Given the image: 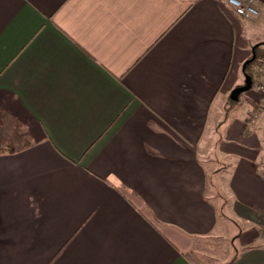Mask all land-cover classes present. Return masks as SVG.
Listing matches in <instances>:
<instances>
[{
	"label": "crops",
	"instance_id": "obj_1",
	"mask_svg": "<svg viewBox=\"0 0 264 264\" xmlns=\"http://www.w3.org/2000/svg\"><path fill=\"white\" fill-rule=\"evenodd\" d=\"M257 7L0 0V264H264Z\"/></svg>",
	"mask_w": 264,
	"mask_h": 264
},
{
	"label": "rangeland",
	"instance_id": "obj_2",
	"mask_svg": "<svg viewBox=\"0 0 264 264\" xmlns=\"http://www.w3.org/2000/svg\"><path fill=\"white\" fill-rule=\"evenodd\" d=\"M19 130L20 128L17 124L11 121L5 114L0 113V142L8 141L15 148L25 146V142H22L23 139L20 136L22 132ZM230 246L229 241L207 237L205 240L199 242L196 252L205 264H226L232 256Z\"/></svg>",
	"mask_w": 264,
	"mask_h": 264
},
{
	"label": "built area",
	"instance_id": "obj_3",
	"mask_svg": "<svg viewBox=\"0 0 264 264\" xmlns=\"http://www.w3.org/2000/svg\"><path fill=\"white\" fill-rule=\"evenodd\" d=\"M264 0H227V4L235 13L247 21H256L260 18L261 12L257 3ZM255 74L258 78V87L261 102L264 104V57L255 65Z\"/></svg>",
	"mask_w": 264,
	"mask_h": 264
},
{
	"label": "trees",
	"instance_id": "obj_4",
	"mask_svg": "<svg viewBox=\"0 0 264 264\" xmlns=\"http://www.w3.org/2000/svg\"><path fill=\"white\" fill-rule=\"evenodd\" d=\"M256 52L259 53V55H260L264 52V49L257 47ZM259 60H260V57H257L253 61L252 65H256ZM186 257L189 259V261L192 264H205V262H203L202 258L198 255V253L196 251H192V252L188 253L186 255Z\"/></svg>",
	"mask_w": 264,
	"mask_h": 264
},
{
	"label": "water",
	"instance_id": "obj_5",
	"mask_svg": "<svg viewBox=\"0 0 264 264\" xmlns=\"http://www.w3.org/2000/svg\"><path fill=\"white\" fill-rule=\"evenodd\" d=\"M247 82H248V87H250L251 86V80H250V77L247 79ZM246 90V88H242V89H239V90H237L235 93H234V95H238L239 93H241V92H243V91H245Z\"/></svg>",
	"mask_w": 264,
	"mask_h": 264
}]
</instances>
